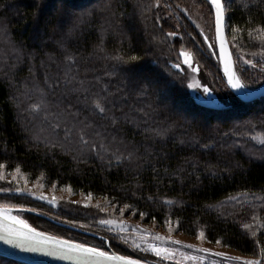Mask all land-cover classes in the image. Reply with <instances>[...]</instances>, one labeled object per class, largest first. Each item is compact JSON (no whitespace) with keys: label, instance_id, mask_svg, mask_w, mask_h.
Instances as JSON below:
<instances>
[{"label":"trees","instance_id":"trees-1","mask_svg":"<svg viewBox=\"0 0 264 264\" xmlns=\"http://www.w3.org/2000/svg\"><path fill=\"white\" fill-rule=\"evenodd\" d=\"M200 1L211 10L206 0ZM182 3L0 0V40L5 43L0 45V173L12 175L19 168L17 174L28 182L101 203L83 207L64 202L51 216L60 220L58 225L26 216L37 231L89 247L96 246L86 241L101 244L104 241L98 238L102 237L110 241L114 253L153 264L151 257L124 249L98 225L110 213V217L129 214L191 237L203 231L207 242L220 240L221 247L264 264L259 255L264 247V200L259 198L264 195V143L260 142L264 97L243 103L226 87L217 49L213 47L212 56L204 50ZM244 3L232 0L226 30L237 75L246 88L255 90L264 79L238 65L236 50L258 63L264 61L257 31L264 25V4L254 0L245 8ZM229 25L240 31L233 33ZM72 28L75 31L68 35ZM169 32L177 35L170 37ZM56 41H63L74 56L71 71ZM13 45L23 49L22 58L18 59ZM181 50L192 51L203 70L224 87L228 105L215 110L193 99L181 66ZM117 56L140 59L125 64ZM66 72L69 78L74 75L85 81L90 98L98 93L107 96L109 107L115 104L114 114L121 118L115 128L99 113L91 114L82 97L77 98L80 94L70 91L79 85H66ZM54 81L60 86L49 88ZM38 89L45 93L43 112L31 109L41 101ZM69 102L75 106L72 111L80 112L78 127L85 119L94 124L85 137H91L94 150L82 144L75 131L64 139L66 121L73 122L61 115ZM55 124L60 128L53 131ZM153 129L166 134L156 136ZM95 131L102 135H93ZM117 148L123 157L134 150L135 154L118 163L113 155ZM8 181L0 179V205L34 208L31 201L1 193L13 188ZM246 223L252 224L251 230L243 227ZM0 264L24 263L0 257Z\"/></svg>","mask_w":264,"mask_h":264},{"label":"rangeland","instance_id":"rangeland-1","mask_svg":"<svg viewBox=\"0 0 264 264\" xmlns=\"http://www.w3.org/2000/svg\"><path fill=\"white\" fill-rule=\"evenodd\" d=\"M181 9L200 35L204 50L212 56L213 47H208L209 44H213L216 49L214 11L212 6L211 10H209L200 0H183ZM205 36L208 37L207 40L204 39ZM3 44H5L3 40H0V45ZM181 52H189L192 54L194 67L198 68V71L194 72L191 68L184 64V58L180 55ZM180 53L181 66L187 73L188 84L195 80L201 85L200 89L188 87L193 99L202 105L215 104L219 109L228 105V99L224 94V87L219 86L216 78L213 77L209 71L203 70V68L196 61L192 51L181 50ZM236 58L240 67L244 70L248 69L256 77L260 75V77H263L264 79V71L261 70V64H264V61L258 63L255 61L254 57L248 59L246 54L238 50H236ZM245 61H253L254 63H257V67L252 68L249 64H246ZM203 87H208L210 89L211 97L203 93ZM0 175H2L4 179L7 178L9 180L8 182H12L13 184V188L11 190L1 192L2 194L8 195L9 197L22 198L27 201H31L34 204V208H31L28 206H22V204L11 203L7 206L0 205V209H7L10 211L12 216H18L27 223L28 221L26 220V216H34L38 217L41 221L43 220L50 223H56L58 225L60 220L54 219L51 216L63 205L64 202H78L83 207L88 205L100 207L101 205L98 201L92 202L90 199L82 197L75 198L70 196L66 191L57 190L54 187H48L40 182H28L23 176L17 173L12 175H4L0 173ZM40 197H43V199ZM103 210L107 212L105 209ZM110 215L111 213L105 220L114 221L116 223L102 224L99 222L98 225L100 228L108 234L114 236V238L123 245V248L131 253L143 254L151 257L150 261H153V264H242L243 260H258L251 258L250 256L241 255L236 251L226 249L218 244L209 243L205 239L201 240L199 235L191 237L175 232L172 229L169 231L167 228L142 222L135 219L133 215L129 214H117L112 216L114 218L110 217ZM41 223L43 224V227L48 228L46 222ZM28 224L31 225L30 223ZM118 225L125 226V230L120 231ZM156 237H164L165 240H158ZM98 239L104 241V243L101 242V244H98L97 242H86L98 247L99 249L101 248L102 251H107L109 253L114 252L110 247L109 240L102 237H99ZM173 240L180 241V243L173 244L171 243ZM137 245H139V247H137ZM151 245L173 249L175 255L173 258L168 260L162 259L150 250ZM186 245H192V247L189 248L186 247ZM102 248L106 250H103ZM201 248L208 249L209 252L204 253L198 251V249ZM211 253H222L223 255H212ZM191 257H196L197 259L193 260ZM226 257H231L232 259H227ZM261 264L263 263L261 262Z\"/></svg>","mask_w":264,"mask_h":264},{"label":"snow or ice","instance_id":"snow-or-ice-1","mask_svg":"<svg viewBox=\"0 0 264 264\" xmlns=\"http://www.w3.org/2000/svg\"><path fill=\"white\" fill-rule=\"evenodd\" d=\"M254 0H245V3L243 4V7L247 8L249 5L253 4ZM210 5L214 9V27H215V34L216 38L220 42V54L224 61V71L225 75L228 77V84L232 89H235L237 91L243 89L245 85L242 83L240 76L236 74V72L233 70V64L231 59V54L228 52V50L225 47V25H226V18L227 13L229 11L230 5L232 3V0H209ZM261 4H264V0H260ZM158 6V3H157ZM229 27H232L233 33L239 32L240 29L237 27H233L229 25ZM75 31V28L69 29L68 35H72V33ZM258 33L261 36V47L264 48V25H262L258 30ZM249 36L251 37L252 33L249 31ZM170 37H174L177 35L176 32H169L167 34ZM235 38V36H234ZM205 40L208 39L207 36L204 38ZM56 44L59 46L60 50L64 52L65 54V60L67 62V65L69 66V71H71L70 66L75 63L74 56L68 51L65 43L63 41H56ZM14 51L18 54V59L23 57V49L21 47H17L13 45ZM209 48L214 47L213 44L208 45ZM31 55V53L29 54ZM181 56H183V62L186 64L189 68H191L194 72L198 71V68L194 67L193 63V56L189 52H181ZM264 55V53H262ZM116 60L120 61L121 63H131L138 61L140 57L138 56H130L126 60L123 56H117L114 57ZM49 59L51 60L52 57L49 56ZM246 64H249L252 68L257 67V63H254L253 61H245ZM175 67L179 68L180 66L177 64ZM261 70L264 71V64H261ZM66 79L65 84L71 85L73 83L79 85V87H72L70 91L75 94L79 93L80 96L77 98L80 99L82 97V102L85 105V108L91 109V114L95 115L96 113H99L100 116L104 119H107L110 121L111 126L113 128L116 127L117 124L120 123L121 118L117 117L114 114V108L115 104L112 105V107L108 106L107 102V96L100 95V94H93V96L90 98L88 96L89 89L84 87L85 81L78 80L76 76L68 77V72L65 73ZM47 77H45V81L47 82ZM58 82H53L52 84H49V88H55L59 87ZM189 88L193 89H200L201 85L198 81H193L192 83L188 84ZM38 91L41 94V101L38 104H33L31 106V109L34 112H43L46 111V103H45V93L43 89H38ZM105 93H107V89H103ZM203 93L207 94L209 97H211V91L208 87L202 88ZM108 95H111L109 93ZM89 99H91V103L89 105ZM210 102V101H206ZM75 107L74 105H71L69 102L68 107L65 109L64 113H61V115H66L68 117L73 118L72 123H68L66 121L65 127L63 128V134L64 139L68 140L73 132L75 131L76 136L79 138V140L84 145H92L93 150L95 149L94 143L91 140V137L88 139H85L86 136L89 135L88 130L94 129V124L92 122H87L85 119L84 121H79V127L77 126V123L75 121L79 120L80 112L72 111V108ZM122 111V109H121ZM112 112V115H109V113ZM46 119V117H45ZM127 120V116L123 118ZM53 131H56L60 128V124L52 125ZM156 136L164 137L165 131L161 130H152ZM95 136H101L102 134L99 131H95L93 133ZM111 140L113 143L117 142L116 135L111 136ZM261 143H264V138L260 139ZM119 143H124L123 140L119 141ZM183 143V141H181ZM101 148H104L105 145L101 143L99 145ZM119 148L116 149V152L113 153L115 156L116 161L119 163L121 159H129L133 157L135 154V150L133 152H129L126 157H123L122 154L119 153ZM2 167V166H0ZM16 172L19 173L20 169L17 168ZM0 179H4L2 175H0ZM43 199V197H40ZM260 199L264 200V195L259 197ZM52 202V201H50ZM168 203H171L169 201ZM143 215V214H141ZM0 217L3 218L4 221L10 222L2 225L4 235H0V240H4L5 243L13 245L14 247L20 248L24 252H31V253H42L46 256H52L56 257L58 259H67L74 262V264H141L139 260L132 259L126 255H118L116 253H109L107 251H102L99 248L96 247H89L83 243H75L71 240L62 239L57 236L49 235L45 232L37 231L34 227L29 225L25 220L20 219L18 216H12L10 211L7 209H0ZM253 220H256L257 217L253 215ZM100 223L102 224H115L116 222L110 221V220H101ZM19 225V227H17ZM120 231L125 230V226L118 225ZM247 230L252 229V224L246 223L243 226ZM261 227H264V225H261ZM169 231H171V228H169ZM253 236H255V233H252ZM204 232L201 231L199 233V238L201 240L204 239ZM158 240H165L164 237H156ZM173 244H179L180 241H171ZM216 243L219 244L220 240H216ZM259 243V242H257ZM139 247V245H137ZM186 247H192V245H186ZM150 250L158 257H161L162 259L168 260L174 257L175 252L173 249L169 248H161L156 247L154 245L150 246ZM200 252L208 253V249H198ZM212 255H223L222 253H211ZM183 255V254H181ZM259 255L262 259H264V247L259 248ZM227 259H232L231 257H226ZM191 259L196 260V257H191ZM242 264H261V260H243Z\"/></svg>","mask_w":264,"mask_h":264},{"label":"water","instance_id":"water-1","mask_svg":"<svg viewBox=\"0 0 264 264\" xmlns=\"http://www.w3.org/2000/svg\"><path fill=\"white\" fill-rule=\"evenodd\" d=\"M206 1L209 3V0H206ZM215 42H216V49H217V60L220 65L221 75H222V78L225 84L229 88V90L243 103H252V102L258 101L261 98H263L264 97V84L255 90H249L244 87L243 89L237 91L230 87V85L228 84V77L225 75V71H224V61L220 54V42L216 38V34H215ZM225 47L228 50V52L231 54L233 70L236 72L232 50H231L229 40L227 37L226 25H225ZM206 107L210 109H215V110L219 109L215 104H207ZM4 224L6 223L0 220V235H4L3 227H2V225ZM111 253H114V252H110V254ZM0 257H4V258L17 261V262H21L24 264H74V262L71 260L58 259L56 257L46 256L39 252L37 253L24 252L18 247H14L13 245L5 243L4 240H0ZM141 264H146V263L141 262Z\"/></svg>","mask_w":264,"mask_h":264},{"label":"bare ground","instance_id":"bare-ground-1","mask_svg":"<svg viewBox=\"0 0 264 264\" xmlns=\"http://www.w3.org/2000/svg\"><path fill=\"white\" fill-rule=\"evenodd\" d=\"M0 220H2L5 223H10V222L4 221L2 217H0ZM17 227H19V225H17Z\"/></svg>","mask_w":264,"mask_h":264}]
</instances>
